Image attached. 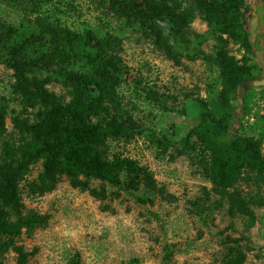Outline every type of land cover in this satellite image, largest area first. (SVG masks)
I'll list each match as a JSON object with an SVG mask.
<instances>
[{"label":"rangeland","instance_id":"374dc122","mask_svg":"<svg viewBox=\"0 0 264 264\" xmlns=\"http://www.w3.org/2000/svg\"><path fill=\"white\" fill-rule=\"evenodd\" d=\"M37 11L35 5L31 9L23 3L0 1V97L7 104L0 154L6 143L16 146L20 140L16 119L33 121L39 108L25 106L23 94L14 90L16 74L24 75L32 91L42 83L46 91L68 98L62 71L45 56L49 36L36 24L41 14L58 18L72 29H90L98 36L110 32L121 39L119 55L126 73L117 92L122 116L132 119L127 122L132 135L110 141L109 154L128 156L147 167L159 190L105 184L108 197L99 200L60 175L55 188L33 193L28 182L41 171L39 161L20 182L21 198L24 213L45 215L46 222L22 229L12 239L3 237L0 264H18V248L27 253L25 264H67L76 254L80 264H224L236 247L245 254L242 264H264V182L253 176L238 182L236 189L252 215L231 214L227 198L212 190L194 159L175 151L180 138L198 121L196 98L211 100L220 89L218 69L207 58L215 50V33L200 12L195 11L186 42L170 35L167 20L160 22L178 54L175 62L154 44L146 21L132 23L117 16L109 0H51ZM227 49L251 65V74L262 73L254 53L231 40ZM16 60L21 62L18 69L12 65ZM254 87L244 107L231 101L238 118L232 128L260 138L264 155V86ZM167 141L170 144L164 148L161 143ZM89 183L98 188L100 181Z\"/></svg>","mask_w":264,"mask_h":264},{"label":"trees","instance_id":"16d2710c","mask_svg":"<svg viewBox=\"0 0 264 264\" xmlns=\"http://www.w3.org/2000/svg\"><path fill=\"white\" fill-rule=\"evenodd\" d=\"M0 1L23 3L30 5L31 9L35 5V11L39 12L51 0ZM187 1L192 3L109 0V8L132 23L146 21L154 44L175 62H178V54L168 43L161 21L169 22L170 35L178 42L187 41L186 33L196 10L213 28L215 50L207 58L218 69L220 89L211 100L196 98L198 121L180 138V146L175 147V151L194 159L211 183L212 190L227 198L231 214L252 215L236 184L252 176L264 182V155L260 138L233 130L238 118L231 101L235 99L244 107L249 90L255 88L253 81L262 78L264 73L251 74V65L230 54L227 44L231 40L245 52L254 53L262 49L261 42L247 27L246 0ZM36 24L41 33L49 36L50 47L45 56L62 71L68 98L46 91L42 83H37V90L32 91L24 75L16 74L14 90L23 94L25 106L37 104L39 108L33 121L16 119L20 140L16 146L6 143L0 154V240L3 237L12 239L22 229L31 230L46 222L45 215L24 213L21 198L20 182L31 165L39 161L41 171L36 179L28 182L33 193L52 190L60 175H65L73 187L88 191L99 200L108 197L105 184L127 190L141 187L153 192L159 190L147 167L128 156L109 154L110 141L132 135L128 125L132 119L122 116L117 92L126 73V65L119 55L121 39L110 32L98 36L90 29H72L58 18L41 14L37 16ZM77 63L80 64L79 70H73ZM20 64V61L12 63L16 69ZM6 114L5 98L0 97V134ZM168 143L161 144L165 148ZM91 179L100 181L98 188L90 185ZM232 251L224 264H242L244 252L237 247ZM26 260L27 253L18 248V264H25ZM67 264H80L79 254Z\"/></svg>","mask_w":264,"mask_h":264},{"label":"crops","instance_id":"0c3cea01","mask_svg":"<svg viewBox=\"0 0 264 264\" xmlns=\"http://www.w3.org/2000/svg\"><path fill=\"white\" fill-rule=\"evenodd\" d=\"M249 3L250 20L247 27L255 33V36L261 42L262 49L254 52V57L260 62L262 72L264 73V0H250Z\"/></svg>","mask_w":264,"mask_h":264},{"label":"water","instance_id":"95a60500","mask_svg":"<svg viewBox=\"0 0 264 264\" xmlns=\"http://www.w3.org/2000/svg\"><path fill=\"white\" fill-rule=\"evenodd\" d=\"M253 85L254 86H264V76L260 79L254 80Z\"/></svg>","mask_w":264,"mask_h":264}]
</instances>
